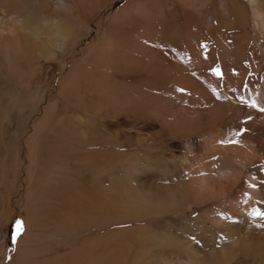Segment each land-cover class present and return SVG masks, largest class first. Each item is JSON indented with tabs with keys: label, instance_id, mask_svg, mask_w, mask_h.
Returning <instances> with one entry per match:
<instances>
[{
	"label": "rangeland",
	"instance_id": "obj_1",
	"mask_svg": "<svg viewBox=\"0 0 264 264\" xmlns=\"http://www.w3.org/2000/svg\"><path fill=\"white\" fill-rule=\"evenodd\" d=\"M223 2L225 1L63 0L60 13L54 5L49 6V11L56 12L55 15L64 27L68 36L65 47L70 49L59 53L55 59L41 62L39 73L33 80L35 84L32 83L30 87L27 86L26 78L18 76L11 79L8 69L0 71L2 81H8L14 88L16 97H28V92L37 94L35 105H25L26 109L34 110L23 118L19 128L20 144L26 148L25 143L32 136L35 125L51 105L49 113L55 112L56 116L52 126L40 133L37 143L32 145L36 156V147L41 146L44 153L41 158L44 157L43 162L48 168L57 166L61 171L70 169L74 175H87L82 164L76 162L73 165L72 160L59 158L60 145L66 141L69 152H74L75 148L80 153L94 151L98 154V160H101V155L97 151L105 152L108 154L106 161L114 166L107 172V178L100 182H105V189L115 190L112 179L114 176H121L120 165L123 159L148 166L152 169L147 175L150 179L171 186L183 181L188 186L192 174L198 179L200 176H209L215 181L220 172L231 167L242 169L246 177L247 170H255L261 164L264 165V153L259 154L257 161L248 163L245 169L231 160L227 159V162L221 157L206 154L208 144L204 139L208 133L213 131L226 134L230 142L236 141L231 143L233 146L239 143L236 137L241 135V131L230 119L235 114L232 110L227 111L228 119L222 126L210 129L202 127L203 121L207 120L205 112L208 108L203 99L204 86H208L212 92L211 112L225 110L226 105L221 101L220 95L229 85L227 72L234 78L231 87H236L238 83L246 85L248 81H238L241 78L239 72L242 71V62H239L245 53L243 46L248 44V48L258 51L256 43L263 42L262 31L258 30L254 13L247 5V12L244 11L247 33H240L243 41L248 40H245L241 54L232 51L231 49L236 50L233 40L237 30L235 21L232 20V9ZM206 32L210 35L209 39ZM205 41L209 44L208 48L204 47ZM213 45L217 49L220 45L224 46L222 50L231 52L223 55ZM249 53L250 50L247 55ZM249 57L250 55L247 59ZM37 58L32 57V65L40 60ZM257 60V63L252 58L245 61L249 72L255 71L262 62L260 57ZM211 62L213 65L209 67L207 63L211 65ZM218 68L220 75L216 76L214 71ZM244 78L247 80V77ZM69 85L71 93L65 92ZM79 118H82L81 122ZM214 118L219 119L218 116ZM91 131L95 137L103 139L104 147L100 140H93L95 144H91ZM260 146L262 148L260 147L259 152H262L264 142ZM21 154L19 189L9 200L8 221L0 225V264H14L21 240L23 245L19 247L15 264H41L49 255L42 253L37 257L38 250H45L51 242L55 245L52 256L60 257L61 263H66L64 258L70 253V249L85 240L83 233L68 237L63 231H59L58 237L48 239L49 229L43 223L46 220L45 212L41 211L36 218L38 212L35 214L33 207L40 203L34 201L33 195L36 191L45 195L49 189L51 182L47 177V168L41 172L36 189L29 192L27 203L31 205V211L29 219L24 216L21 196L28 189V162L25 150ZM230 157L233 158V154ZM190 161L193 163L190 164ZM97 185L99 184L96 182L91 183L93 187ZM244 187L247 184L244 183ZM232 197H235V193L230 192L228 197L212 205L202 202L192 212L173 216L170 220L173 223L176 221V225L182 228L176 230L179 235H196L195 239L199 241L201 238L197 234L201 232L202 226L199 224L197 231H191L187 221L200 217L206 208L216 210L222 202ZM17 220L22 221L23 232L13 244L12 236ZM158 220L114 224L108 229L157 225ZM207 224L212 227L210 222L207 221Z\"/></svg>",
	"mask_w": 264,
	"mask_h": 264
},
{
	"label": "bare ground",
	"instance_id": "obj_2",
	"mask_svg": "<svg viewBox=\"0 0 264 264\" xmlns=\"http://www.w3.org/2000/svg\"><path fill=\"white\" fill-rule=\"evenodd\" d=\"M62 1L0 0V71L8 69L11 79L18 76L26 78L27 86L30 87L39 73L41 62L55 59L59 53L70 49L65 47L68 36L55 15L56 12L49 11V6L54 5L60 13L63 8ZM224 1L232 9V20L235 21L234 26L236 25L237 30L233 40L236 50H231L241 54L242 46L246 43L245 40H248L245 39L244 42L240 33L242 31L247 33V20L244 19L247 5L254 13L258 30L262 31L263 42L256 43L258 51L255 48H248V44L243 46L245 53L239 63L242 62L244 72L243 74L242 71L239 72L241 78L238 81H248L246 85L238 83L236 87H231L234 78L227 72L226 79L230 87L226 86L220 95L221 101L226 105L225 110L211 112L212 92L208 86H204L203 99L208 108L205 112L207 120L203 121L202 127L210 129L213 126H222L227 122V111H235L230 119L241 131L239 133L241 135L236 137L239 143L232 146L226 134L212 131L204 139L208 144L206 154L221 157L227 162L231 160L245 169L248 163L257 161L259 154L264 153V148L259 152L260 144L264 142V111L260 110L264 109V0ZM205 35L209 39V33L206 32ZM203 44L204 47H209L208 42L205 41ZM212 47L216 51L221 50L223 55L231 52L222 50L224 46L221 45L218 49L215 45ZM249 50L248 59L252 58L256 63L259 57L262 59L253 72H249L245 62L248 60ZM36 56L40 60L32 65L31 59ZM207 64L212 67L213 62L211 65ZM70 86L65 92H69ZM13 90L8 81H2L0 75V225L8 221L9 200L19 189L21 153L25 150L28 162L26 167L28 189L21 196L24 216L29 219L31 211L29 209L31 205L27 203L29 192L36 189L41 172L47 168V177L51 182L49 189L45 195L40 191L33 195L34 201L40 203L33 207L34 213L38 212L36 218L41 211L45 212L46 220L43 223L49 229L48 239L58 237L59 231H63L68 237L81 232L84 236L83 243L70 249V253L66 254L64 258L66 263L63 264H264V220L250 215L253 209L264 212L263 164L255 170H247L246 177L242 169L227 168L216 176L215 181L209 176H200L198 179L191 172L192 177L188 181V186L184 181L171 186L150 179L147 175L152 169L148 166H140L123 159L120 165L121 176L117 175L112 179L116 186L115 190L105 189V182L101 184L100 182L107 178V172L114 168L112 163L106 161L108 154L105 152L97 151L101 155V160H98L96 159L98 154L96 155L94 151L80 153L75 148L74 152H69L70 148L66 147V141L60 145L59 158L70 159L73 165L76 162L82 164L87 175H74L70 169L61 171L57 166L48 168L43 162L44 157L41 158L42 154L44 155L41 146L36 147L38 149L36 156L32 145L37 143L40 133L46 132L47 127L52 126L56 116L55 112L49 113L51 105L48 104L43 118L35 125L32 136L25 143L26 148L20 144L19 128L23 118L25 114L34 110L26 109L25 105H35L37 94L28 92L30 97L28 100L26 95L22 96L23 98L16 97ZM67 96L70 98V95ZM251 102H255L257 107H249ZM213 116H218L219 119L215 120ZM74 119L77 120L76 117ZM81 121L82 118H79V122ZM93 136L94 132L91 131L92 145L94 141L100 140L102 147L105 146L103 139ZM73 139L76 140V137ZM190 145L194 146L192 143ZM230 154L236 159L231 158ZM192 163L190 161V164ZM93 182L99 185L93 187L91 186ZM244 183L247 187H244ZM230 192L235 193V197L222 202L216 210L206 208L200 217L187 221L191 231H197L199 224L202 226L201 232L197 234L201 238L199 241L195 239L196 235L185 237L177 233L176 230L182 228L176 225V221L173 223L171 217L190 213L202 202L212 205L228 197ZM203 193L206 195H202ZM153 219H159L157 225L128 227L121 230L108 229L114 224ZM51 243L45 250H38L37 257L47 253L48 259L43 260L41 264H62L60 257L52 256L55 245ZM22 245L23 240L18 245L16 260L20 252L19 247Z\"/></svg>",
	"mask_w": 264,
	"mask_h": 264
},
{
	"label": "snow or ice",
	"instance_id": "obj_3",
	"mask_svg": "<svg viewBox=\"0 0 264 264\" xmlns=\"http://www.w3.org/2000/svg\"><path fill=\"white\" fill-rule=\"evenodd\" d=\"M214 74L217 75V76L220 75L218 70H215ZM242 102L247 103L246 101H242ZM249 107H257V105L255 104V102H251V103H249ZM260 110L264 111V109H260ZM231 143H236V141H231ZM250 215L253 216L254 218L264 220V212H261L258 209H253L252 212L250 213ZM15 223H16V228H15V232H14V234L12 236V243L13 244H15L17 242V238L23 232L22 221L17 220Z\"/></svg>",
	"mask_w": 264,
	"mask_h": 264
}]
</instances>
